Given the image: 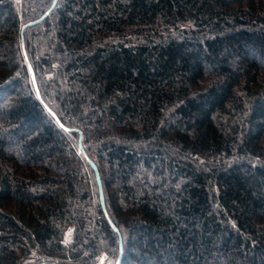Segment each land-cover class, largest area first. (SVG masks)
Here are the masks:
<instances>
[{"label":"trees","instance_id":"trees-1","mask_svg":"<svg viewBox=\"0 0 264 264\" xmlns=\"http://www.w3.org/2000/svg\"><path fill=\"white\" fill-rule=\"evenodd\" d=\"M53 2L0 0V264H264V0Z\"/></svg>","mask_w":264,"mask_h":264},{"label":"water","instance_id":"water-1","mask_svg":"<svg viewBox=\"0 0 264 264\" xmlns=\"http://www.w3.org/2000/svg\"><path fill=\"white\" fill-rule=\"evenodd\" d=\"M56 2H57V0H54V2H53V4H52L51 8H50V9H49V10H48V11H47V12H46L41 18H39L38 20H36V21L33 22L32 24H37V23L41 22V21H42V20H43L48 14H49V12L54 8V6L56 5ZM22 44H23V43H22ZM24 56H25V60H26V63H27V67H28L29 73H30L31 78H32V82H33L34 87H35L36 92H37V96H38L39 98H41V97H40V93H39L38 88H37V84H36V80H35V75H34L33 68H32V66H31L30 63H29V60H28V58H27V55H26L25 50H24ZM44 106H45L46 110L51 114V116L55 119V121H56L61 127H63L65 130H68L67 128H65V127L60 123L59 119H58L57 116H56V115L50 110V108H49L47 105H45V104H44ZM82 149H83V148H82V145H81V143H80V150H82ZM86 160H87L88 164L91 165V167L93 168V170H94V172H95V175H96V181H97L98 188H99L100 203H101V206H102L103 211H104V213H105V216L107 217V212H106V210H105V205H104V195H103L102 183H101V180H100V177H99V173H98L97 167L94 165V163H93L88 157H86ZM108 221H109V224H110V226L112 227V229H113L115 232H118V230H117V228L114 226V224H113L110 220H108ZM121 257H122V245L120 244V257H119V259L117 260L116 264H120Z\"/></svg>","mask_w":264,"mask_h":264},{"label":"snow or ice","instance_id":"snow-or-ice-1","mask_svg":"<svg viewBox=\"0 0 264 264\" xmlns=\"http://www.w3.org/2000/svg\"><path fill=\"white\" fill-rule=\"evenodd\" d=\"M101 264H103V261L101 262Z\"/></svg>","mask_w":264,"mask_h":264}]
</instances>
